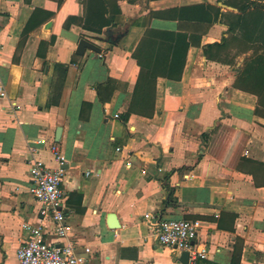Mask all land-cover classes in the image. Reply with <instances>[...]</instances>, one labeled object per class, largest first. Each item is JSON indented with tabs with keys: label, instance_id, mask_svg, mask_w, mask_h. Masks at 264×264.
Segmentation results:
<instances>
[{
	"label": "crops",
	"instance_id": "0c3cea01",
	"mask_svg": "<svg viewBox=\"0 0 264 264\" xmlns=\"http://www.w3.org/2000/svg\"><path fill=\"white\" fill-rule=\"evenodd\" d=\"M59 1L0 0V264H19L21 223L39 219L30 146L58 167L52 143L69 231L45 236L71 241L85 264H182L146 214L198 220L197 264H264V103L242 80L255 52L236 48L238 9L118 0L112 15ZM82 38L101 51L78 53Z\"/></svg>",
	"mask_w": 264,
	"mask_h": 264
},
{
	"label": "built area",
	"instance_id": "2783aa9c",
	"mask_svg": "<svg viewBox=\"0 0 264 264\" xmlns=\"http://www.w3.org/2000/svg\"><path fill=\"white\" fill-rule=\"evenodd\" d=\"M5 89L0 84V96ZM49 150L60 166L51 167L44 160L36 156L37 147L30 146L29 175L31 179L30 191L39 202L38 222L23 221L22 229L27 234V240L17 249L19 264H85L86 255L77 253L71 241L64 243L49 242L46 232L51 229L57 237L67 238L69 226L63 207L64 192L61 189L64 169L62 154L56 143H52ZM150 227L159 244L176 251H187L188 264H197L199 258L207 256V250L195 243L200 222L186 218H163L146 214ZM89 253L90 248L85 247Z\"/></svg>",
	"mask_w": 264,
	"mask_h": 264
},
{
	"label": "rangeland",
	"instance_id": "374dc122",
	"mask_svg": "<svg viewBox=\"0 0 264 264\" xmlns=\"http://www.w3.org/2000/svg\"><path fill=\"white\" fill-rule=\"evenodd\" d=\"M249 2H255L258 6H262L264 4V0H249ZM232 16V15H231ZM235 23L234 31L237 34L232 35L238 38L239 42H237L238 46L236 48H241L243 44H241V39L248 40L251 42V46L253 47L254 55L247 60L244 69L246 73L248 72L246 68L250 71L251 78H256L257 76H262L264 81V9H257L256 11L251 10L247 17L242 19H238L235 16L231 17ZM250 39V40H249ZM246 42H244V45ZM227 52H231L227 50ZM230 61H235L234 56H227ZM232 59V60H231ZM249 75V73H248ZM241 81V80H240ZM254 81V80H253ZM238 82V81H237ZM257 92H259V97L264 103V88H261L262 84L258 86L257 83H251Z\"/></svg>",
	"mask_w": 264,
	"mask_h": 264
},
{
	"label": "trees",
	"instance_id": "16d2710c",
	"mask_svg": "<svg viewBox=\"0 0 264 264\" xmlns=\"http://www.w3.org/2000/svg\"><path fill=\"white\" fill-rule=\"evenodd\" d=\"M62 0H60L59 2H61ZM91 1V0H90ZM99 1L104 7V3L106 4L105 7H108L112 13V15H115L117 13L120 12V8L117 4V1L118 0H97ZM229 5H233L234 7H236L238 9V13L235 14L236 17L238 19H240V21L244 18L247 17V14L253 10V11H256L257 9H261L263 11L264 9V4H262V6H258V4H256L255 2H249V0H228L227 1ZM208 8L211 10V9H214L215 7H213L212 5H208ZM38 15V12L34 13L32 15V18L36 17ZM111 15V16H112ZM235 15H232V16H235ZM32 18L29 20L28 24L30 23V21L32 20ZM27 28H28V25H27ZM186 51H187V48L184 52H180V57H179V60H180V63L179 65H181L180 67V71H179V74L181 73L182 69H183V65L185 63V55H186ZM175 54H179L178 52H175ZM182 54V55H181ZM247 70V69H246ZM246 71L244 69V72L243 74L245 75ZM165 75L168 76V74L164 73ZM244 79L243 82L246 84V81H249L250 82V85L248 86V88H251L252 90H254L257 94H259V92H257L254 88V86L251 84V83H257L258 86L260 84H262V86H260L261 88H264V81L262 79V76H257L256 78H249L247 76L243 77ZM264 78V77H263ZM254 80V81H253ZM155 81V79H154ZM240 85V84H239ZM242 86V85H241ZM247 87V86H245ZM264 91V89H263ZM262 102V101H261ZM166 203L167 205H171V204H176L177 203V200H175L174 198H172V195L170 194L169 198L166 200Z\"/></svg>",
	"mask_w": 264,
	"mask_h": 264
},
{
	"label": "water",
	"instance_id": "95a60500",
	"mask_svg": "<svg viewBox=\"0 0 264 264\" xmlns=\"http://www.w3.org/2000/svg\"><path fill=\"white\" fill-rule=\"evenodd\" d=\"M122 36H123V34H119L117 36L116 40H112L111 42L116 43ZM85 47H89V48L95 50L96 52L101 51V48L99 46H97V45L93 44L92 42H89L88 40L83 39V38L79 40L76 51L78 53H81V52H83ZM58 132H59V129H57V133ZM188 258H189L188 252L182 251L180 254V258H179L180 261L182 262V264H188Z\"/></svg>",
	"mask_w": 264,
	"mask_h": 264
}]
</instances>
